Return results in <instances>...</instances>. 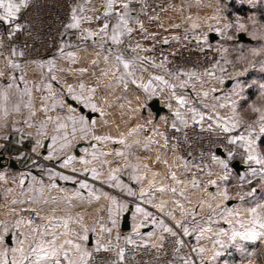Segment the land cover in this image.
<instances>
[{
    "label": "snow or ice",
    "instance_id": "6c2138e0",
    "mask_svg": "<svg viewBox=\"0 0 264 264\" xmlns=\"http://www.w3.org/2000/svg\"><path fill=\"white\" fill-rule=\"evenodd\" d=\"M32 2L33 0H0V47L5 46L4 37L12 41L18 33L30 29V20L25 14L32 6ZM248 3H253V0H248ZM243 6L244 0H241V7ZM141 15L148 16L150 20L154 18L148 14L146 0H101L99 6L93 4V0H75V3L69 8L67 19L60 22L61 30L57 32L59 37L58 55L33 61L41 69L39 85L30 84L25 79L21 64L12 59L16 56L23 57L25 52L18 50L15 45L11 46L10 57L6 65L10 70L8 78L0 84V130L8 127L10 116L19 114L22 117L20 121H11L14 132L20 136L17 143H22L26 137L32 138L31 133L26 134L24 128L16 126L18 123H22L27 128H34L36 129L35 142L32 147L34 153L39 156L40 150L44 149L43 159L56 161L59 168L70 169L74 174L85 175V179L78 180L74 175H65L63 172L56 171L55 168L42 169L47 172L49 179L55 180L58 177L65 181L71 180L73 183H77L80 189L89 190V203L93 199L99 201L103 197L110 202V205L106 209L107 217H99L94 221L92 227L85 224L83 214H78L75 217L70 215L46 217L42 216L40 211L35 208H21L19 212L12 209L10 214H14L13 220H0V264H196L191 253L196 254L200 264H209L203 259L206 249L200 243L204 239H211L206 236V233L211 232L215 238L213 244L221 247L225 246V241L219 239L220 237H226L229 242H238V238L239 241L264 239V197L249 203L245 208L249 218L246 221H241L243 231L233 227L229 233L224 229L213 230L214 215L229 220L239 217V211L234 212L227 207L217 205L221 211L216 212L212 205L208 204L207 207L213 215L197 219L199 212L196 208L189 210L179 200H173L172 203L180 209L181 219H176L174 211L168 210L166 203H157L156 193L170 191L173 196H179L186 200L182 188L178 189L171 185L156 187L154 181H150L148 191H145L141 184L140 190L137 192L131 184L124 183L119 175L122 171L130 169V181L140 183L147 177L138 174V170L142 166L147 168L148 165L143 164L140 157H136V161L132 162L128 159L130 153L124 151L115 149L112 153L98 151V146H102L105 142L119 144L126 142L123 138L113 140L110 136L96 134L97 119H93L92 114L103 115V111L97 103V87L88 86L82 81L76 87L66 82L60 83L56 72H64L65 69L57 66V59L67 60L74 65L78 60L77 54L91 45L98 50L97 58L92 61L94 66L99 64L101 53H103L106 65H115L112 71L102 70V76H111L113 82L124 89L135 85L144 92L145 104L142 105V109L146 107L149 99L158 93L163 94L167 91L169 93L167 108L174 116L171 123L173 130L179 132L188 126V120L181 115L180 109L182 108H186L191 113L193 124H201L202 130V121L206 118L214 121L215 129L226 134L224 141L219 146L225 153V158L220 159L217 155H212V159L217 161L227 173L231 161L239 156L241 162L248 165L251 176L255 177L259 174L264 177V153L259 150L257 144V136H264V108L252 107L253 112L259 113L258 120L255 122L258 125V131L253 124H248L239 134H232L236 133L241 126V121L235 119L237 104L240 101L246 102V89L251 88L252 85L241 79L228 77L229 80H234L231 89L224 92L222 97L216 95L211 97L215 103L211 104L212 115L206 117L203 111H198L195 106H192L198 104L205 110L209 109V104L205 101L209 99L210 92L204 90L205 83H208L204 77L215 78L220 85L224 84V79L209 69H205L202 73L195 70L186 71L181 68L168 69L165 66L168 62L167 57L158 64L155 60L141 55V53L150 50L143 46L141 40L155 39V34L149 33L145 27L140 18ZM214 19L218 18L214 17ZM191 27L195 30L199 25L193 22ZM231 27L234 25L229 23L224 24L223 29H212L211 26L209 29L223 35L224 29ZM235 27L245 30V25L239 22V17H237ZM73 36L76 40L75 43L71 39ZM174 39L176 38L174 37ZM193 39L197 41L198 45L203 41L210 48L207 36L196 35ZM162 42L168 44L167 39ZM201 50L204 49L201 48ZM125 53L132 55L127 57ZM218 63L216 62L213 68L217 67ZM149 67L160 69L163 74H153L145 82L143 72L147 71ZM15 70H20V74L16 75ZM261 70H264V64H261ZM220 71L223 72L224 69L221 68ZM86 72V68L79 69L80 75H84ZM72 74L76 75L77 73L73 70ZM0 75H4V73L0 72ZM259 88L260 94L264 95V84H260ZM189 89L191 92L188 91ZM34 91L41 93L39 109L34 104ZM210 91L215 93L218 88L213 87ZM172 101H175V108L172 107ZM224 108H230L234 115L227 118L219 115L218 110ZM56 109L66 110V112L64 115H51ZM25 111L27 112L26 116L24 115ZM38 111L43 114V119L37 123ZM147 123H152V121ZM50 125L51 133L48 131ZM212 127L213 125H209L210 129ZM144 129V125H138L137 128L129 132V135ZM150 131L155 136L162 135L155 128ZM77 137H79V141H88L89 147L77 148ZM6 140H9V136L0 134V141ZM165 140V146H167L166 137ZM44 141H49V143L45 144ZM153 142L150 136L146 137L144 149L147 150ZM155 142L159 143L158 140ZM139 143L136 141L137 145ZM126 146L129 149L132 147L131 145ZM3 147L4 144L0 142V148ZM89 148H91V152H89ZM73 149L83 152V155L77 157L74 153L66 152V150ZM89 155L91 160L86 158ZM108 155H113L117 160L101 159ZM120 157H124L127 162L121 167H109L108 175L104 179H102L103 173L96 167H88L89 164L99 161L100 167L103 168L104 165L118 163ZM157 161L160 162L159 157H157ZM74 162L83 165V168L78 170ZM163 162L167 163V161ZM253 165L260 167H253ZM86 174H90L93 180L102 179V183L107 184L110 188L120 189L125 198H133L132 203H128L126 199L120 200L103 191L97 194V190L87 182ZM156 175L157 173H153V177ZM2 178L0 176V179ZM239 178L243 182L251 183L246 175ZM169 179L175 182V185L184 183L177 178L175 171L170 172ZM223 179L227 181L228 175H225ZM209 183L216 185L217 182L210 180ZM191 184L193 188L200 186L196 179H193ZM51 187L55 188L57 185L53 183ZM256 191L253 188L247 193H238L237 195L240 200H244L245 196L253 197ZM76 195L78 198H82L79 192ZM219 196L224 201L230 199L227 188L221 191ZM216 198V195L212 196V199ZM17 203L25 202L13 201V204ZM145 205H151L158 213L164 214L174 221V224L169 225L163 218L148 211ZM203 206V202H201L197 207L202 208ZM33 212L36 219L22 215V213ZM129 216L134 221L132 234L121 236L118 228L119 221L121 217L127 220ZM205 225L208 226L205 227ZM149 226L153 230L141 233V228ZM114 228L117 229L115 235H113ZM157 231L160 235L156 240H153ZM90 234L96 237L95 242L91 245H89ZM145 236L148 238L147 240H145ZM184 237H194L196 245L192 246L186 243ZM121 240L124 242L123 245L120 243ZM166 243L170 247H165ZM237 246H239L238 243ZM149 249L154 250L152 260H136V256L141 250L147 254ZM186 249H190V252ZM101 252L108 253V257L97 259ZM169 253L171 256L167 258ZM221 255L220 251L214 249L212 261Z\"/></svg>",
    "mask_w": 264,
    "mask_h": 264
},
{
    "label": "crops",
    "instance_id": "0c3cea01",
    "mask_svg": "<svg viewBox=\"0 0 264 264\" xmlns=\"http://www.w3.org/2000/svg\"><path fill=\"white\" fill-rule=\"evenodd\" d=\"M100 3L101 0H93V4L96 6H99ZM183 3V0H146L148 14L152 15L154 18L150 20L148 16L145 15H141L140 18L143 21L145 27L148 29V32L155 34V39L149 38L141 40V43L146 49H150L155 43L162 42L164 39L168 40V45L179 44L190 32L195 36H207L208 44L220 46L223 51H226V53L230 50V55L232 56V49L243 50L246 48L245 42H242L239 39L236 40V42L230 40L231 38L228 36V30L226 29H224L223 35L214 31H210L206 27L205 17H199V19L195 21L199 27L195 30L192 29V23L189 20L190 9L188 6L185 7ZM136 7H139V5H136ZM219 28L223 29V26ZM240 32L237 33V36ZM212 34L216 36L213 40L211 39ZM174 37L176 39H174ZM97 51L98 50L94 49L91 45L86 50H81L77 54L78 60L74 65L67 60L58 58L57 66L64 68L65 71H58L56 72V75L58 76L61 84L66 82L71 84L73 87H76L77 84L82 81L88 86L97 87V103L99 108L102 109L103 115H99V113L92 114L93 119H97V127L95 130L96 134L110 136L113 138V140H119L123 138L126 142L125 144L105 142L102 146H98V151H103L105 153H112L113 149L116 151H124L126 153H130L128 159L132 162L136 161V157H140L143 164L148 165L147 168L142 166L138 170V174H143L147 177L140 183H132L130 181V169L128 171H122L119 174L124 183L131 184V186L137 192H139L141 184L143 185L145 191H148L150 181H154L156 187H168L171 185L178 187V189L182 188L184 190L185 197L187 198L186 200L179 196H173L170 191L165 193H156V196L158 197L157 203H166L167 209L174 211L176 219H181L180 209L172 203L173 200H179L180 203L184 204L189 210L196 208L199 212L197 219L202 216L213 215V213H210L207 207L208 204H211L212 208L215 209L216 212L221 211L220 208H217V205H221L222 207H227L234 212L239 211L240 216L235 219L230 218L229 220H225L220 216L214 215V223L212 224L213 230L215 231L218 229H224L230 233L233 227H235L236 230L243 231L241 228V221H246L249 218L245 212V208L248 207L249 203L261 200V198L264 197V177L259 174L255 177L251 176L248 165L242 163L240 157L237 156L236 159L240 161L242 166H244L239 173L237 172L238 177L246 175L251 180V183L244 182L242 185H238L233 180H229L227 181L226 185L218 188L216 194H212L210 191L201 187L193 188L191 181L185 179L182 176L187 172L189 166L185 164L175 153H168L165 150L163 147L162 135L155 136L150 131V129L155 128L159 131V133L162 134V128H156L155 125L159 123L160 119L163 122V113L165 111L162 112L159 117H157L156 113L150 109L149 103L154 99H159L160 103L165 106V108H167L169 93L167 91H165L163 94L158 93L156 96L149 99L147 101L146 107L142 109V105L145 104L144 92L135 85H130L127 89H124L123 87L115 84L111 76H102V70L112 71L114 70L115 65H106L103 60V53H101L99 64L94 66L92 61L97 58ZM0 53H3V55H0V72L4 73V75H0V84H2L8 78V73L10 71L6 66L10 57V52L7 53L0 50ZM54 55H58L57 52ZM125 55L130 57L132 54L125 53ZM141 55L150 58L147 54V51L141 53ZM51 57L52 56L47 58ZM12 59L21 64L23 73L25 74V79L28 80L30 84H40L41 69L35 63H33L35 60L27 61L20 56L12 57ZM80 68H86L87 72L84 75H80ZM220 69L221 68H217V70L213 71H215L217 76H220L224 79L223 85L218 84L215 78L204 77V79L208 81V83H205L204 85V90H208L210 92L209 99L205 101L209 104V109L205 110L198 104L192 105L195 106L198 111H203L206 117L208 115H212L210 111L211 104L215 102L211 100V97L213 95L222 97L224 92L231 89L232 84L234 83V80H229L228 77H225ZM73 70L76 71V75L72 74ZM15 74L19 75L20 70H15ZM153 74L159 75L163 74V72L160 69H153L149 67L147 71L143 72L144 81L146 82ZM156 86L159 87L158 85ZM54 87L56 86L54 85ZM197 87L199 88V85H197ZM213 87L218 88V91L212 93L210 90ZM188 91L191 92L190 89ZM44 94L47 95V93ZM40 96V92H33L34 104L37 109L40 107ZM233 99L236 98L233 97ZM58 110L59 109L53 111L51 115H64L59 113ZM180 110L192 118L191 113L188 112L186 108H182ZM218 112L219 115L224 116L225 118L232 117L234 115L230 108L219 109ZM244 112L245 110L240 106L239 102L237 104L235 119L239 120ZM24 115H27L26 111ZM8 119V127L0 130V134L8 135L9 140L0 141L4 144V147L0 148V153L5 154L8 158L15 159L19 167L12 168L10 166H6L4 168H0V176L3 177L0 179V220H13L15 216L14 214H10L11 210L15 209L16 212H19L22 207L35 208L37 211H40L42 216L46 217H66L69 215L75 217L78 214H83L84 222L89 227H92L94 221L99 217L104 216L106 218V209L110 205V202L107 199L101 197L99 201L93 199L89 203L88 189H80L79 185L77 183H73L71 180L65 181L59 179L58 177L55 180H50L47 172L42 171L44 167L43 161H41L42 164L37 161L38 157L43 159L45 154L44 149L40 150L39 156L32 151L36 137V129L27 128L22 123H18L16 126L24 128L26 134L31 133L32 138L26 137L22 143H17V141L20 139V136L14 132L11 121H20L22 117L19 114H13ZM36 119L38 123L41 119H43V114L38 111ZM148 121H152V123H147ZM202 124L206 126L213 125L214 127V121H210L207 118L202 121ZM138 125H144L145 129L139 130L133 135H129V132L132 129L137 128ZM247 125L248 123H243L240 127H246ZM254 127L258 131V127L256 125H254ZM48 131L51 133V125L49 126ZM149 136L154 142L147 150H145L144 142L146 137ZM157 140L159 143L155 142ZM77 141V148L89 147L88 141H79V137H77ZM136 141H139L140 143L137 145ZM46 142L49 143V141H44V143ZM80 143H82V145H80ZM257 144L259 150L263 153L264 136H257ZM126 145H131L132 147L129 149ZM66 152L70 154L74 153L77 157L83 155V152L75 149L66 150ZM89 152H91V148H89ZM157 157L160 158V162L157 161ZM86 158L91 160L90 155ZM101 159H107L109 161L117 160V158L113 155L101 157ZM118 159V163L113 162L111 165H104L103 168L100 167L99 161L89 164L88 167H96L103 173L102 179H104L108 175L109 167H121L127 162L124 157H120ZM163 161H167V163H164ZM51 162L57 164L56 161ZM74 163L78 170L83 168V165L77 162ZM34 164L38 165V171L37 169H34ZM253 167L259 168L260 166L253 165ZM65 170L67 169H56V171L63 172L65 175H72L67 173ZM171 171H175L177 178L184 183L181 185H175V182L169 179V174ZM153 173H157V175L153 177ZM87 175L92 179L90 174ZM76 179L79 180L82 178L76 177ZM102 179L94 181L102 183ZM87 182L93 188H95L92 183L89 181ZM53 183H55L57 187H51V184ZM105 185L108 187V189L98 188L97 194H99L100 191H103L110 195L116 196L120 200L126 199L128 203H132L133 198H125L120 189L110 188L107 184ZM225 188H227L228 195L230 197V199L227 201L222 200L219 196V193ZM253 188L257 190L253 197L245 196L244 200L239 199L237 195L238 193L244 194ZM77 192L80 193L82 198L77 197ZM213 195H216L217 198L212 199ZM13 201H24L25 203L13 204ZM201 202H203L204 206L202 208L197 207ZM145 207L148 211L153 212L164 220L170 219L166 215L158 213L157 210L151 205H145ZM122 220L123 217H121L118 224L119 231H122L123 235L132 234L134 224L132 217H130L131 227L129 231L122 230ZM207 226L208 225H205V227ZM150 230H153L151 226L140 229L141 233H147ZM24 231H27V229H24ZM113 231H117V229L114 228ZM159 235L160 233L157 231L156 237H154L153 240H156ZM90 236L91 239L89 245L94 243L96 239L95 235L90 234ZM206 236L211 239H204L200 243L206 249L203 259L205 262H209V264H264V239H259L257 241H239L238 238V242H229L226 237H220L219 239L225 241V246L221 247L220 245L213 244V239L215 238L211 232L206 233ZM145 239L147 240L148 238L145 236ZM237 243L239 246H237ZM214 249L216 251H220L222 255L215 261H212L211 258Z\"/></svg>",
    "mask_w": 264,
    "mask_h": 264
},
{
    "label": "built area",
    "instance_id": "2783aa9c",
    "mask_svg": "<svg viewBox=\"0 0 264 264\" xmlns=\"http://www.w3.org/2000/svg\"><path fill=\"white\" fill-rule=\"evenodd\" d=\"M74 3L75 0H33L32 6L25 14L30 20V29L18 33L12 41L4 37L5 46L0 47V50L9 53L11 46L15 45L18 50H23L25 52L23 59L27 61L40 60L54 55L57 52V44L59 42L57 32L61 30L60 22L67 19L69 8ZM193 37L192 34H187L182 42L176 45H168L163 42L155 43L150 50L147 51V54L158 64L163 58L167 57L168 62L165 66L168 69L175 70L176 68H181L186 71L195 70L202 73L205 69L217 70V68H223L224 71L221 72L225 77L231 76L237 78V74L241 72L240 66L229 61L228 57L224 55L223 50L219 46L208 44L210 45L209 48L203 41L198 45ZM71 39L74 43L76 42L74 36L71 37ZM25 45H27V47H25ZM201 48L204 50H201ZM216 62H219L218 66L213 68ZM172 107H176L175 101H172ZM58 112L65 114L66 110L61 111L59 109ZM163 114V147L168 153H175L189 166L187 172L182 175L185 179L189 181L196 179L199 182V187L210 191L212 194H216L218 188L226 185L229 180H233L238 185L244 183L239 179L236 170L232 166L233 162L237 159L231 161L229 172L227 173L217 161L212 159V155H217L220 159L225 158L218 154L217 150L220 149L219 146L224 141V136L226 134L220 133L215 127L210 129L209 126L204 124H202V130L201 124H193L192 118L182 111L181 115L184 119L188 120V126L182 128V131L178 132L171 127L174 118L173 113L166 108ZM244 128L245 126L240 127L236 133L232 134H239ZM165 137L167 138V146H165ZM40 159L44 163V169H61L54 162L45 161L42 158ZM65 171L78 178L85 179V175H79L78 173L74 174L68 169ZM225 175H228L227 181L223 179ZM86 178L87 181L93 184L96 190L98 188L108 189L105 184L92 180L87 174ZM210 180H215L217 182L216 185H211L209 183ZM117 194L120 195L119 193ZM22 215L31 216L33 219H36L34 212L22 213ZM165 222L169 225L174 224L170 219H165ZM40 223H43V221H40ZM115 234L116 231H113V235ZM120 234L124 236L122 231H120ZM184 240L192 246L196 245L194 237H184ZM120 243L123 245V240H121ZM128 247L131 248V246ZM165 247H170V245L166 243ZM186 251L190 252V249H186ZM153 252L154 250L149 249L147 254H145L144 250H141L136 256V260L150 261L152 260ZM108 255V253L101 252L98 254L97 259H104L108 257ZM170 256L171 254L169 253L167 258H170ZM191 256L196 264H200V260L195 253H191Z\"/></svg>",
    "mask_w": 264,
    "mask_h": 264
},
{
    "label": "rangeland",
    "instance_id": "374dc122",
    "mask_svg": "<svg viewBox=\"0 0 264 264\" xmlns=\"http://www.w3.org/2000/svg\"><path fill=\"white\" fill-rule=\"evenodd\" d=\"M183 2L184 6H188L190 9L189 16L191 19L189 20L191 23L197 21L199 17H205V24L208 29L209 26L215 29L230 23L234 25V27L226 29L230 40L236 42L239 39L237 33L240 31L252 38L253 42H245L246 48L243 50L232 49L233 56L230 55V50L227 53L224 50L223 53L229 61L240 66L241 72L239 74L241 75H237V78L252 85L251 88L246 89V102L240 101V106L244 108L245 112L239 121L241 124L256 125L255 122L258 120L259 113L253 112L252 107L264 108V95L260 94L259 88L260 84H264V70H261V64H264V0H253L251 4L248 3V0H244L243 7H241V0H183ZM214 17L218 19H214ZM237 17H239V22L245 25V30L235 27ZM188 34L195 36L191 32ZM162 125L163 122L160 119L155 127L162 128ZM256 126L258 127V125ZM40 158L36 159L41 163ZM33 167L38 171L37 164H34Z\"/></svg>",
    "mask_w": 264,
    "mask_h": 264
},
{
    "label": "water",
    "instance_id": "95a60500",
    "mask_svg": "<svg viewBox=\"0 0 264 264\" xmlns=\"http://www.w3.org/2000/svg\"><path fill=\"white\" fill-rule=\"evenodd\" d=\"M214 37H216L214 34L211 35V39L213 40ZM238 38L240 41L242 42H253L252 38H250L245 32H240L238 34ZM149 107L152 111H154L157 115V117H159L162 112L166 111V108L165 106H163L161 103H160V100L159 99H154L152 100L150 103H149ZM48 142H46L45 144H47ZM80 145H82V143H80ZM45 153V151H44ZM217 153L222 155L223 157H225V153L221 150V149H218L217 150ZM6 166H10L12 168H18L19 165L17 163V161L13 158H8L5 154L3 153H0V168H4ZM233 168L236 170V172H240L241 169H243L244 166H242L240 164V161L239 160H235L232 164ZM130 216L127 218V220H125L123 218L122 220V230L123 231H129L130 230Z\"/></svg>",
    "mask_w": 264,
    "mask_h": 264
}]
</instances>
